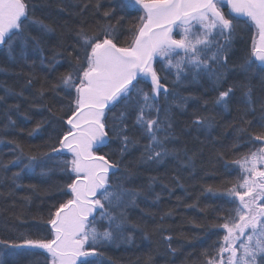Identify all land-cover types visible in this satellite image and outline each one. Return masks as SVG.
I'll return each instance as SVG.
<instances>
[{"label": "snow or ice", "instance_id": "1", "mask_svg": "<svg viewBox=\"0 0 264 264\" xmlns=\"http://www.w3.org/2000/svg\"><path fill=\"white\" fill-rule=\"evenodd\" d=\"M90 7L107 23L92 27L82 19L67 29L70 42L61 40L48 62L52 71L67 62V70L55 83L42 85L39 93L41 98L47 92L63 93L66 100L60 109L66 112L56 120L65 129L57 133L59 147L42 154L49 160L52 154H70V159L59 163L65 183L58 193L66 199L49 206L43 238H25L12 247L42 250L44 264H103V248L129 242L127 212L138 207L142 195L153 194L158 180L149 177L146 186L134 187L136 173L129 169L158 166L169 156L181 159V152L191 165L189 150L175 147L179 139L173 104L183 111L190 100L199 103L198 97L181 95L177 89L185 82L207 79L217 92L214 105L227 108L234 90L241 89L242 107L234 131L243 142L237 147L247 146L249 151L233 161L240 175L219 194L227 207L214 210L222 213L212 225L217 239L201 253L200 264H264V96H255L250 80L223 87L232 41L243 23L255 29V34L239 70L247 78L258 68L264 91V0H122L121 9L143 13L127 27L123 17L116 18L115 8L104 9L98 0L85 3L79 14L83 16ZM35 9L31 0H0V48H6L9 55L17 44L39 46L31 35L33 27L54 31L33 18ZM193 123L211 128L214 121L197 116ZM9 125H15L10 117ZM257 126L262 131L253 135L250 129ZM138 137L147 143L141 146ZM113 144L115 150L104 152ZM16 148L19 154L10 162L13 167L24 163L23 150L19 145ZM133 151H140L138 160L125 163ZM36 159L29 156L21 171H34ZM0 167L7 169L8 165ZM13 177L15 181L20 173ZM155 199H160L159 194Z\"/></svg>", "mask_w": 264, "mask_h": 264}, {"label": "trees", "instance_id": "2", "mask_svg": "<svg viewBox=\"0 0 264 264\" xmlns=\"http://www.w3.org/2000/svg\"><path fill=\"white\" fill-rule=\"evenodd\" d=\"M31 2L36 5L33 18L42 20L54 31L43 32L38 26L33 27L31 35L39 40L38 47L31 42L23 48L17 44L11 55L6 48H0V69H4L0 71V97L4 98L0 100V164L8 165L7 169L0 167V264H44L42 250L12 247L25 238H43L47 234L43 225L48 219L49 206L66 199L58 193V188L65 183L59 163L71 157L63 153L52 154L49 160L42 155L50 153L52 146L59 147L57 133L65 129H60L56 120L65 114L66 108L64 111L60 109L66 100L63 93L54 96L47 92L43 98L39 93L42 85L55 83L57 76L67 70V62L56 71L48 67L57 44L61 40L70 42L67 29L77 26L82 19H86L92 27L96 23H107L94 15L91 7L83 16L79 14L85 3L94 4L97 0ZM98 2L103 4L104 9L115 8L116 18L123 17L126 27L143 15L132 8L121 9L119 4L122 0ZM222 10L227 13L225 8ZM111 23L115 24L116 19ZM254 34L255 29L249 30L243 23L237 29L230 50L229 70L226 71L227 83L223 87L250 80L254 94L259 98L264 96L259 69L254 70V78H246L239 70L242 59L250 52ZM29 79H32L30 85ZM185 88L188 90L185 91ZM177 91L184 96L199 98V103L190 100L183 111L173 104L179 139L175 147L189 150L188 155L193 157L191 165L183 159L181 152V159L169 156L158 166L129 169L136 173L134 187L146 186L149 177L154 176L158 180L153 185V194L142 195L137 201L138 207L129 208L127 212L129 225L126 235H130L131 240L103 248V264H200L201 253L217 239L212 225L216 223L214 217L222 213L214 210L227 207L219 194L226 187H231L230 182H235L240 175L233 161L249 151L247 146L237 147L243 142L237 140L234 131L238 109L242 107V91L240 88L234 90L227 108L213 104L217 92L212 81L207 79L196 84L185 82ZM205 101L208 102L206 109L203 106ZM161 103H165L163 96ZM168 103L172 104L171 98ZM17 105L18 108L15 107ZM255 107L258 117L259 104ZM197 116L210 117L214 121L212 127L195 125L193 122ZM9 117L15 121L14 126L9 125ZM250 131L255 135L262 130L257 126ZM138 139L141 146L147 143L142 138ZM16 145L24 152V163L19 167L10 164L19 154ZM116 147L113 144L104 152H111ZM140 154V151H133L126 157L125 163L136 162ZM29 156L37 157L33 162L34 171H21ZM121 170L124 171L123 166ZM17 172L20 178L14 181L13 174ZM209 188L213 191H207ZM155 194L160 196L158 201ZM167 236H171L172 240H165Z\"/></svg>", "mask_w": 264, "mask_h": 264}, {"label": "water", "instance_id": "3", "mask_svg": "<svg viewBox=\"0 0 264 264\" xmlns=\"http://www.w3.org/2000/svg\"><path fill=\"white\" fill-rule=\"evenodd\" d=\"M226 11H228V9L226 8ZM63 154H66V153H63ZM67 155H70V154H67Z\"/></svg>", "mask_w": 264, "mask_h": 264}]
</instances>
